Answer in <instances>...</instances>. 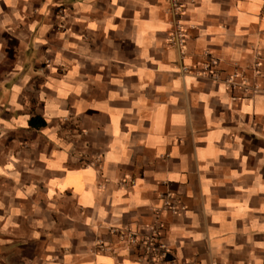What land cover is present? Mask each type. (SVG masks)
Instances as JSON below:
<instances>
[{
	"label": "crops",
	"instance_id": "0c3cea01",
	"mask_svg": "<svg viewBox=\"0 0 264 264\" xmlns=\"http://www.w3.org/2000/svg\"><path fill=\"white\" fill-rule=\"evenodd\" d=\"M262 74L264 0H0V264H264Z\"/></svg>",
	"mask_w": 264,
	"mask_h": 264
},
{
	"label": "built area",
	"instance_id": "2783aa9c",
	"mask_svg": "<svg viewBox=\"0 0 264 264\" xmlns=\"http://www.w3.org/2000/svg\"><path fill=\"white\" fill-rule=\"evenodd\" d=\"M215 63V61H212ZM258 73V70H256ZM261 74V73H259ZM264 76V74H262ZM174 208L172 200L169 194L163 195L162 209L171 210ZM126 239L132 245L141 246L144 250V255L149 262H153V259L159 258L161 260L166 259L169 256V252L165 244L160 240V225L158 223H152L146 228V232L142 237H138V234L134 232H126ZM168 264H177L175 258H168L166 260Z\"/></svg>",
	"mask_w": 264,
	"mask_h": 264
},
{
	"label": "trees",
	"instance_id": "16d2710c",
	"mask_svg": "<svg viewBox=\"0 0 264 264\" xmlns=\"http://www.w3.org/2000/svg\"><path fill=\"white\" fill-rule=\"evenodd\" d=\"M30 123H31V124H36V123H37L36 118H32V119L30 120ZM41 123H43V122H39L38 124H41Z\"/></svg>",
	"mask_w": 264,
	"mask_h": 264
}]
</instances>
